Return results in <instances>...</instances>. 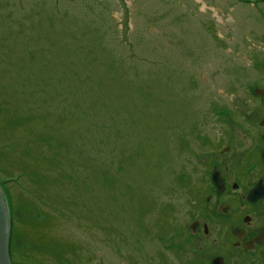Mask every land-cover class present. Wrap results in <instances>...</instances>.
<instances>
[{
    "label": "rangeland",
    "instance_id": "obj_1",
    "mask_svg": "<svg viewBox=\"0 0 264 264\" xmlns=\"http://www.w3.org/2000/svg\"><path fill=\"white\" fill-rule=\"evenodd\" d=\"M261 53L264 0H0L12 264H160Z\"/></svg>",
    "mask_w": 264,
    "mask_h": 264
},
{
    "label": "flooded vegetation",
    "instance_id": "obj_2",
    "mask_svg": "<svg viewBox=\"0 0 264 264\" xmlns=\"http://www.w3.org/2000/svg\"><path fill=\"white\" fill-rule=\"evenodd\" d=\"M260 73L218 109L209 153L196 169L180 238L157 251L160 264H264V53ZM263 71V72H262ZM168 232V230H167ZM171 239V238H170ZM175 262L173 263L172 257Z\"/></svg>",
    "mask_w": 264,
    "mask_h": 264
},
{
    "label": "water",
    "instance_id": "obj_3",
    "mask_svg": "<svg viewBox=\"0 0 264 264\" xmlns=\"http://www.w3.org/2000/svg\"><path fill=\"white\" fill-rule=\"evenodd\" d=\"M11 221L0 185V264H12L10 258Z\"/></svg>",
    "mask_w": 264,
    "mask_h": 264
},
{
    "label": "trees",
    "instance_id": "obj_4",
    "mask_svg": "<svg viewBox=\"0 0 264 264\" xmlns=\"http://www.w3.org/2000/svg\"><path fill=\"white\" fill-rule=\"evenodd\" d=\"M10 221H11V237L13 238H15V237H18V238H20L21 239V242H22V244H21V246H24V245H26V242H25V238H24V236H22V235H16V233H14L15 231H14V228H13V230H12V220H11V218H10ZM13 231V232H12ZM11 245H12V243H11V239H10V248H11ZM26 247H28V245L26 246ZM10 251H11V249H10Z\"/></svg>",
    "mask_w": 264,
    "mask_h": 264
}]
</instances>
